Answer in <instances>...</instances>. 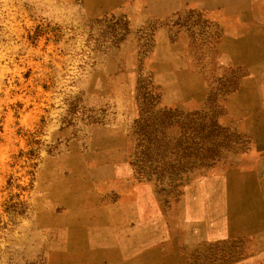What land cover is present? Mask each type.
<instances>
[{"label":"rangeland","instance_id":"rangeland-1","mask_svg":"<svg viewBox=\"0 0 264 264\" xmlns=\"http://www.w3.org/2000/svg\"><path fill=\"white\" fill-rule=\"evenodd\" d=\"M263 173L264 0H0V264H264Z\"/></svg>","mask_w":264,"mask_h":264},{"label":"bare ground","instance_id":"bare-ground-1","mask_svg":"<svg viewBox=\"0 0 264 264\" xmlns=\"http://www.w3.org/2000/svg\"><path fill=\"white\" fill-rule=\"evenodd\" d=\"M218 187H220V185H211L208 188L214 190ZM225 187L228 188V184L224 183L223 188ZM262 198L264 201V193L262 194ZM226 204L227 199L224 195L221 197H214L212 195L201 196L197 193V195L192 198L191 205L187 212V217L191 220V223H189L190 225L187 228L188 232L185 237V242L188 243L190 248L194 247L198 242L212 240L227 232L230 216L228 215ZM132 254L133 253H127L123 257L129 259H127L128 262H126V264H186L183 258L171 256L169 254L161 255L158 252L152 251L138 255Z\"/></svg>","mask_w":264,"mask_h":264},{"label":"crops","instance_id":"crops-1","mask_svg":"<svg viewBox=\"0 0 264 264\" xmlns=\"http://www.w3.org/2000/svg\"><path fill=\"white\" fill-rule=\"evenodd\" d=\"M219 190V189H218ZM218 191H215L214 192V194H216ZM213 193V192H212ZM224 193L226 194V199H227V204H226V206H227V211H228V215L230 216L231 214H232V211H233V206H234V204H235V198L233 197V196H229V191H228V188H227V191L225 192L224 191ZM219 194V193H218ZM213 196V195H212ZM214 197H219L217 194H216V196H214ZM219 209V208H218ZM217 213V212H216ZM215 213V214H216ZM230 233H231V220H229V225H228V228H227V232H225L224 234H222L221 236H217V237H215L214 239H212V240H215V239H219L220 237H229V235H230ZM258 241L262 244H264V229H263V231L259 234V237H258ZM241 264H251L250 263V260L249 261H245V262H243V263H241Z\"/></svg>","mask_w":264,"mask_h":264}]
</instances>
